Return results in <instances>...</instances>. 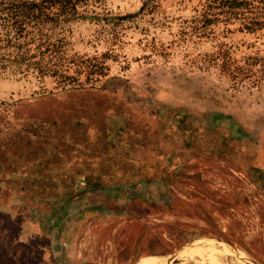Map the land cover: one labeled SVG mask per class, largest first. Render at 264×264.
Masks as SVG:
<instances>
[{
	"label": "rangeland",
	"instance_id": "1",
	"mask_svg": "<svg viewBox=\"0 0 264 264\" xmlns=\"http://www.w3.org/2000/svg\"><path fill=\"white\" fill-rule=\"evenodd\" d=\"M203 11V0H78L47 27L74 60L70 79L0 71V264H57L35 242L60 241L53 219L68 200L38 193L66 186L74 147L126 153L150 180L120 186L122 212L81 220L69 264H264V27Z\"/></svg>",
	"mask_w": 264,
	"mask_h": 264
},
{
	"label": "trees",
	"instance_id": "2",
	"mask_svg": "<svg viewBox=\"0 0 264 264\" xmlns=\"http://www.w3.org/2000/svg\"><path fill=\"white\" fill-rule=\"evenodd\" d=\"M77 2L0 0V71L70 79L65 73L74 60L66 55L62 39L52 38L47 27L77 13ZM203 5L205 21L238 20L240 29L247 31L264 27V0H203ZM241 70L245 75L250 72Z\"/></svg>",
	"mask_w": 264,
	"mask_h": 264
},
{
	"label": "crops",
	"instance_id": "3",
	"mask_svg": "<svg viewBox=\"0 0 264 264\" xmlns=\"http://www.w3.org/2000/svg\"><path fill=\"white\" fill-rule=\"evenodd\" d=\"M177 149L179 150L181 148ZM59 155L61 156L62 152ZM109 156V150L104 151L103 148L96 150L95 153H93V149L89 147H87L85 150H82V148L78 147L70 148V174L68 178H62L60 181L62 183V186H65V183L66 186L63 189L61 188L60 190H56L53 196L50 195L51 193H38L41 198H44L46 200H50L51 198H58L60 200L64 199V201L68 200L67 203L69 205V210L65 209L66 206L63 208L60 206L58 208L59 210H56V215L53 219V229L55 230V232L61 233L60 241L56 239L57 242H35L37 249L39 251H42V256L45 259H52V261L57 264L63 262L67 264H69L68 262L71 263V256H74V253L71 252L72 242H68L66 240L71 238L72 232L77 229L76 226H78L79 228L81 220H86L89 217L97 215L101 217L107 216L111 211L122 212V209H119V207L121 203L125 202L126 195L125 189H123L122 191V189H120V186H125V184L127 183L135 184L140 181L150 180V178H147L139 170V168L141 169L142 165L146 164H142L138 159H133L132 162H128L129 160L126 159V153L124 155H120V158L117 156V158L111 159L109 158ZM175 157L176 155L173 154V161H175ZM149 165H154V170H158L159 168V165L154 162H151ZM166 165L168 166L170 165V163ZM115 168H117L116 173L113 172V169ZM127 168H129V170H127ZM154 170L150 171H153L152 174L155 177L157 175ZM171 176H169V179ZM172 178L171 180H169L168 176H165L161 180L166 183H171ZM156 179L159 180L160 178L158 177ZM151 195L153 194L148 193L147 197L152 198ZM170 195L171 197H174V195L171 194V191H167L165 192V196L161 195L159 196V199H165V197L167 199ZM115 197L117 199H115ZM111 200L117 201L111 204ZM42 208L44 209H42V215L45 221L39 224V227H41L43 231L42 232L41 230H38L39 235H45L47 231H49V227H51V223L47 222L50 218L51 213L50 201L44 202L42 204ZM198 241L201 242V240ZM191 242L193 241L190 240L187 242H182L177 249H174L172 252L170 251L168 253H172V258H177L184 250L191 249ZM199 245V248L203 249L210 247V245L207 246L205 243H203V245ZM56 247L59 248V250L57 251L58 253H50L52 248ZM153 255L156 254H147L133 257L127 260V264H138L139 260L142 257ZM193 256H197L200 258L198 260L194 259L193 262L204 261L203 257L200 255ZM185 260L188 261L190 260V258Z\"/></svg>",
	"mask_w": 264,
	"mask_h": 264
}]
</instances>
